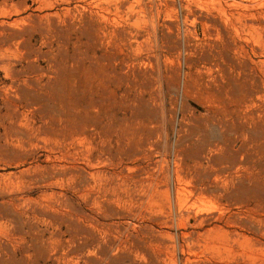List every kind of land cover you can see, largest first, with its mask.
Masks as SVG:
<instances>
[{"label":"rangeland","instance_id":"374dc122","mask_svg":"<svg viewBox=\"0 0 264 264\" xmlns=\"http://www.w3.org/2000/svg\"><path fill=\"white\" fill-rule=\"evenodd\" d=\"M0 264H264V0H0Z\"/></svg>","mask_w":264,"mask_h":264},{"label":"bare ground","instance_id":"6f19581e","mask_svg":"<svg viewBox=\"0 0 264 264\" xmlns=\"http://www.w3.org/2000/svg\"><path fill=\"white\" fill-rule=\"evenodd\" d=\"M254 26V25H253ZM117 233V232H116Z\"/></svg>","mask_w":264,"mask_h":264}]
</instances>
